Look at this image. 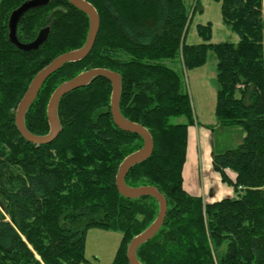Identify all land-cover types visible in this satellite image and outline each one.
<instances>
[{
    "label": "trees",
    "instance_id": "trees-1",
    "mask_svg": "<svg viewBox=\"0 0 264 264\" xmlns=\"http://www.w3.org/2000/svg\"><path fill=\"white\" fill-rule=\"evenodd\" d=\"M24 1H0V264H95L85 257L92 227L121 231L112 264H129V243L156 219L159 203L150 195L125 197L116 175L144 140L114 123L106 77L62 97V130L52 142L37 145L22 136L15 116L32 79L59 55L82 47L90 27L89 16L69 0H50L27 11L17 30L20 41L31 42L49 27L47 40L34 50L19 49L9 39V17ZM87 1L101 19L94 47L46 79L25 115L27 129L49 133L47 105L63 82L92 68L118 72L122 115L146 127L155 145L126 183L156 186L168 202L163 225L139 246L138 259L264 264V0H215L239 40L212 42L208 22L197 26L198 44L187 43L195 10L185 0ZM209 51L217 58L215 125L244 133L236 148L213 153L214 170L236 193L213 202L183 186L187 129L195 114L181 74L165 62L179 60L192 69L206 63ZM177 116L187 122L173 123Z\"/></svg>",
    "mask_w": 264,
    "mask_h": 264
},
{
    "label": "water",
    "instance_id": "water-1",
    "mask_svg": "<svg viewBox=\"0 0 264 264\" xmlns=\"http://www.w3.org/2000/svg\"><path fill=\"white\" fill-rule=\"evenodd\" d=\"M50 0H26L16 7L9 17V39L19 49L29 51L39 48L48 38L50 28L42 29L37 37L31 42H22L18 39L17 30L21 17L29 10L41 7L49 3ZM74 6L84 11L90 19L88 37L85 44L77 49L65 52L53 59L47 66L41 69L32 79L29 87L20 100L16 111V126L22 136L37 145L46 144L56 139L62 130V125L58 116V107L64 95L70 91L88 85L97 77H106L112 84L111 113L114 123L122 130L141 135L144 140L143 146L127 155L120 163L116 175V185L118 191L128 198H138L143 196H153L159 203V212L156 219L142 232L133 237L130 241L127 258L129 264H143L137 257L139 246L153 238L163 225L168 202L160 190L153 185L130 186L126 183V176L130 169L141 162L147 160L154 151V140L150 131L142 124L133 122L125 118L120 111V97L122 88L121 75L107 68H92L85 70L72 79L63 82L52 93L48 106L47 117L50 131L46 135H36L29 131L25 125V115L38 96L41 87L46 79L55 71L60 69L67 62H75L84 59L93 49L97 35L101 26V19L95 6L87 0H69Z\"/></svg>",
    "mask_w": 264,
    "mask_h": 264
},
{
    "label": "rangeland",
    "instance_id": "rangeland-1",
    "mask_svg": "<svg viewBox=\"0 0 264 264\" xmlns=\"http://www.w3.org/2000/svg\"><path fill=\"white\" fill-rule=\"evenodd\" d=\"M185 1L190 6L191 10H195L188 30V44L203 42V38L198 33L197 26L199 24L206 25L208 22L212 23V42H238V34L223 21L221 2L215 0ZM165 62L181 74L184 86L192 99L195 118L215 128L212 138L215 149L218 152H224L227 149L239 146L243 140V130L241 127L221 126L223 128H219L220 126L218 127V125H215L216 88L218 84L216 80L217 58L214 52H208L207 61L204 65L192 69H186L179 60H167ZM247 101H249V96ZM171 121L173 123H186L187 118L185 116H177L172 118ZM122 236L123 234L121 231L101 227L90 228L87 232L85 241L86 259L95 264H112ZM37 257L39 258V256ZM81 264L88 263L84 261Z\"/></svg>",
    "mask_w": 264,
    "mask_h": 264
},
{
    "label": "crops",
    "instance_id": "crops-1",
    "mask_svg": "<svg viewBox=\"0 0 264 264\" xmlns=\"http://www.w3.org/2000/svg\"><path fill=\"white\" fill-rule=\"evenodd\" d=\"M211 127L208 123L200 122L198 118H195L194 124H189L186 160L183 167L184 188L192 195L203 197L206 202L236 195L233 186L224 182L213 168V153L217 150L212 139L215 128ZM228 173L232 178L235 177L233 171L230 170Z\"/></svg>",
    "mask_w": 264,
    "mask_h": 264
},
{
    "label": "bare ground",
    "instance_id": "bare-ground-1",
    "mask_svg": "<svg viewBox=\"0 0 264 264\" xmlns=\"http://www.w3.org/2000/svg\"><path fill=\"white\" fill-rule=\"evenodd\" d=\"M27 43V42H26ZM99 68V67H98ZM50 100V99H49ZM49 103V102H48ZM48 106V105H47ZM116 187H117V185H116Z\"/></svg>",
    "mask_w": 264,
    "mask_h": 264
}]
</instances>
